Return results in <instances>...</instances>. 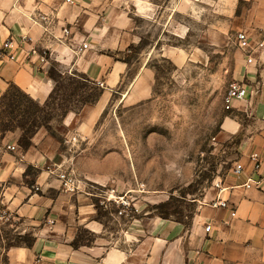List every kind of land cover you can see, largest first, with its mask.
Listing matches in <instances>:
<instances>
[{
    "label": "crops",
    "instance_id": "0c3cea01",
    "mask_svg": "<svg viewBox=\"0 0 264 264\" xmlns=\"http://www.w3.org/2000/svg\"><path fill=\"white\" fill-rule=\"evenodd\" d=\"M190 1L201 4L208 14L205 43L237 47L234 80L243 82L249 92L233 102L221 133L226 139L238 138L233 167L239 162L242 171L230 169L216 180L189 224L164 219L143 229L135 243L113 245L101 235L94 195L83 188L66 191L51 174L59 140L42 127L31 146L23 149L21 131H11L0 149L3 196L9 208L38 227L32 246L9 250L10 264H264V0ZM159 4L158 0H0V47L6 40L14 41L12 49L0 48V96L14 84L44 103L54 88L48 76L54 59L63 71L86 74L103 87L96 102L69 111L61 123L63 136H92L129 69L119 53L142 39L136 18L150 19ZM210 15L216 22L208 19ZM186 28L174 34L185 38L190 33ZM239 32L247 37L244 44ZM21 37L31 41L18 43ZM83 43L89 47L79 51ZM161 51L176 64L197 52L179 45H164ZM142 71V84L134 83L125 97L136 100L151 93L154 70L148 59ZM252 153L259 155L258 162ZM29 165L38 169L37 191L25 182ZM258 180L260 186L254 184ZM247 182L252 185L246 187ZM219 198L228 206H215ZM80 227L95 235L92 244L74 246Z\"/></svg>",
    "mask_w": 264,
    "mask_h": 264
},
{
    "label": "rangeland",
    "instance_id": "374dc122",
    "mask_svg": "<svg viewBox=\"0 0 264 264\" xmlns=\"http://www.w3.org/2000/svg\"><path fill=\"white\" fill-rule=\"evenodd\" d=\"M158 1L150 19L136 18L140 43L119 53L129 69L114 89L94 134L63 136L65 116L51 121L55 131L51 135L60 142L51 174L59 180L58 173L65 172L76 179L79 188L94 195L96 218L103 225L101 235L113 245L135 243L143 229L164 219L189 224L207 191L236 160L238 138L226 139L221 125L232 112L225 93L234 81L237 47L205 43L202 35L208 14L201 4ZM208 19L216 22L211 15ZM185 28L190 30L185 38L174 34H182ZM164 45L197 52L176 64L162 54ZM146 59L154 70L151 93L136 100L125 97L134 83L142 84ZM58 67L61 69L59 63ZM65 73L72 76L73 71ZM91 87L93 84L80 89L73 102L83 91L84 95L95 92ZM2 95L0 149L7 134L21 131L12 126V114L1 101ZM9 124L13 130H5ZM37 174L34 168L25 178L35 191ZM4 186L0 182V264H10L9 250L30 247L28 239L36 238L38 225L9 208ZM94 238L90 230L80 227L75 240L89 245Z\"/></svg>",
    "mask_w": 264,
    "mask_h": 264
},
{
    "label": "trees",
    "instance_id": "16d2710c",
    "mask_svg": "<svg viewBox=\"0 0 264 264\" xmlns=\"http://www.w3.org/2000/svg\"><path fill=\"white\" fill-rule=\"evenodd\" d=\"M65 71L59 69L58 63L53 61L48 70V76L54 81V88L50 93L48 99L44 103H39L34 100L28 93L14 84L3 93L1 101L9 107L12 114V126L21 130L19 137V145L23 149L29 148L32 144V137L41 127H45L51 134H55L51 121L55 118L62 119L69 111H79L85 104L96 102L101 96L103 89L98 84L91 80L86 74L73 71L72 76L65 75ZM75 78H80L82 83L76 81ZM88 84H93L91 87L95 92L84 95L80 93V99L73 102L72 97L78 92L84 90ZM70 92H67L69 91ZM72 90V91H71ZM58 121H61L59 118ZM10 123V124H11ZM6 125L5 130H13L11 125ZM34 169L33 166H28L26 174ZM32 184V183H31ZM35 237H29L28 246L33 245ZM74 246L79 244L76 240L73 242Z\"/></svg>",
    "mask_w": 264,
    "mask_h": 264
},
{
    "label": "built area",
    "instance_id": "2783aa9c",
    "mask_svg": "<svg viewBox=\"0 0 264 264\" xmlns=\"http://www.w3.org/2000/svg\"><path fill=\"white\" fill-rule=\"evenodd\" d=\"M238 39H239L240 43H243V44L247 41V37H246V35L243 32H239L238 33ZM29 41H31L29 38L21 37L18 40V43L25 44L26 42H29ZM13 44H14L13 39L6 40L0 48L1 49H12L13 46H14ZM88 47H89L88 43H83L79 47L78 50L79 51H83V50L87 49ZM29 52L32 53V54H35L36 53V49L33 48V47H30ZM43 54L46 55V51L45 50L43 51ZM0 56L2 57V53L1 52H0ZM10 57L14 58L15 55L13 53H10ZM248 92H249L248 88L243 82L234 80V81H232L229 84V86H228V88L226 90L225 101L229 105H232L235 100H243V99H245L246 96L248 95ZM8 149L14 150L15 146L8 145ZM251 158L254 159L256 162L259 161V155L257 153H252L251 154ZM257 166H258V163H257ZM242 169H243L242 164L238 162L232 168V171L234 173L238 174V173H240L242 171ZM58 178H59V180L61 182V185H62V188L64 190L69 191V192H75L76 190H78L79 185L76 183V179L74 177H72L71 175L66 174L65 172H62V173H58ZM261 182H262V180L254 181V184L256 186H260ZM251 185H252V183H249V182H247L245 184L246 187H250ZM217 186L221 189L219 183L217 184ZM213 204L215 206H220V207H227L228 206L227 200L220 199V198L217 199ZM232 214L234 216L235 215V211H233ZM205 230L207 232H209L211 230V224H207L205 226Z\"/></svg>",
    "mask_w": 264,
    "mask_h": 264
}]
</instances>
